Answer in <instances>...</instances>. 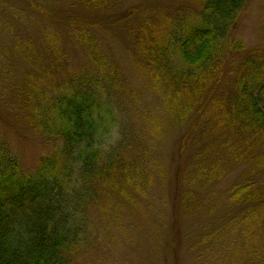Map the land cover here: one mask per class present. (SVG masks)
<instances>
[{"label": "trees", "instance_id": "16d2710c", "mask_svg": "<svg viewBox=\"0 0 264 264\" xmlns=\"http://www.w3.org/2000/svg\"><path fill=\"white\" fill-rule=\"evenodd\" d=\"M3 1L18 16L0 11V264H93L89 249L99 264H140L117 256L129 226L156 243L171 217L210 215L222 195L240 212L195 239L196 253L225 240L214 264H264V24L261 47L234 34L248 0L138 15L127 47L156 98L147 106L99 36L123 0ZM170 126L173 172L157 148ZM27 134L42 143L31 167L12 143Z\"/></svg>", "mask_w": 264, "mask_h": 264}, {"label": "rangeland", "instance_id": "374dc122", "mask_svg": "<svg viewBox=\"0 0 264 264\" xmlns=\"http://www.w3.org/2000/svg\"><path fill=\"white\" fill-rule=\"evenodd\" d=\"M53 1L54 0H50V2ZM56 6L57 9H59L60 3L58 2ZM197 8L198 4L196 0H123L120 2L119 8L115 12V17L113 19L107 21L102 20L100 28L101 33H99L100 39L103 42H109L105 43V48H110L108 53L113 57L114 61L124 69L125 76L128 77L138 88L137 93L146 106L154 105L156 98L150 93V88L148 86L145 87V78L136 68L134 70L132 67L133 62L130 58L131 54L127 47L130 46L127 33L128 26L135 24L138 15H142L144 10L148 11V15L145 14L147 16L153 14L174 16L177 14H184L189 10H196ZM8 9L9 6L6 5L3 0H0V11H3L4 13L8 11L9 13H12V15L18 16V11H15V9L10 11ZM1 16L2 15H0V17ZM64 20L65 19H59V25H61ZM3 24V22H0V27L4 26ZM263 24L264 0H248L239 14L234 34L243 40L246 49L261 47ZM17 26L20 29L24 27L23 24ZM1 40L4 42V39L1 38ZM108 44L110 46H108ZM68 48L71 53L70 63L74 65L76 64L77 52L73 46H68ZM124 112L127 114L130 121L134 120L131 121L134 126L139 123L138 119L131 114L130 108H126ZM161 112L162 111H160V113ZM186 128H188V126L183 125V129ZM166 129L169 130L168 137L164 141H160L157 148L161 152L165 166L169 167V170L171 169L173 172L175 164L178 162V155H176V153L178 147L177 138L179 136L178 130L180 129L173 126H170L169 128L166 127ZM12 141L17 148L16 151L20 154L23 165L26 167L34 165L42 146L40 145L42 144L41 141L36 140L28 134L23 142L18 143L17 138H15V140L13 138ZM186 158L187 157L185 156L183 160H179V162L187 161ZM239 171L240 170L232 171L231 174H229L223 181L219 182L218 185L216 184V187L213 186V188L217 189L219 186L222 189L225 188L234 178L235 173L239 174ZM169 177L172 178V175H169ZM172 179H169L167 183V192H172L173 190L174 183L171 181ZM218 192L220 194H218V196H221L222 193H224L223 191ZM220 199V206L218 205L216 209V211H218L216 212L214 210V212H210V215L207 214L209 211L206 210L207 206H205V208L194 214L190 213L177 219L171 217L177 227H175V225L173 226L172 222L169 221L162 236L158 238L156 243L152 242L150 237L147 236V234H149L147 225L142 224L144 225L142 227H138V225L129 226V234L130 230H132L131 236H133V238L130 237L131 240L123 242V254L119 255L117 253V256L123 258L125 261L130 260L131 263H137V261H139L140 264H214L216 259H220L219 249L229 250V246H233L223 240L219 247H215L214 244L210 245L209 248H218L217 250L210 252V254H215L198 256L196 250L200 248V246H196L198 242H195V239L208 230L212 231L214 227H218L215 225L218 224L219 221L233 217V215L238 214L241 209L239 206H235L228 202L226 203V198L223 195ZM176 235L178 236L174 239ZM89 250L84 254L86 255V260L89 262L91 260L93 264H99L98 260L93 259L92 253H90L91 251ZM235 257L237 260H244L242 257Z\"/></svg>", "mask_w": 264, "mask_h": 264}]
</instances>
